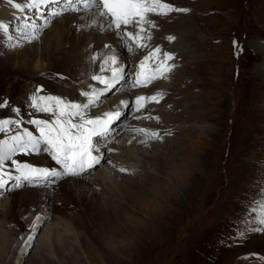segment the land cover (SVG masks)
I'll use <instances>...</instances> for the list:
<instances>
[{
  "label": "rangeland",
  "instance_id": "rangeland-1",
  "mask_svg": "<svg viewBox=\"0 0 264 264\" xmlns=\"http://www.w3.org/2000/svg\"><path fill=\"white\" fill-rule=\"evenodd\" d=\"M1 1L8 5L7 0ZM79 3L77 1V7L82 10L65 8V12L55 19L42 6L33 8L36 27L29 21L26 25L20 19L25 31L20 27L12 31L15 42L12 44L10 40V46L6 40L0 42V105H3L0 106V120L20 122V127L10 124L7 131L0 132V140L14 132L22 133L25 128L34 132L29 123L30 116L24 115L25 104L22 103L42 97L47 91L44 86L45 90L38 96L37 83H30L19 76L20 72H15L13 68L16 67L10 65V54L11 57L17 54L24 57L27 51L33 50L35 63L40 62L44 71L50 72L45 78L55 84L71 83L65 82V78L70 80L69 77L64 78L69 69H57L59 60L54 54L45 60L41 59V54L46 36L57 32L54 30L56 23L71 15L89 12L83 9V3L82 6ZM189 4L191 6H185L188 11L170 12L157 23L162 30L160 33L175 31L172 40L182 47L179 52L171 50V46L166 50L159 45L162 51L166 50L160 52L161 55L169 49L173 52L169 65L173 67L163 74L169 75L163 76L164 84L162 78L153 82L155 88L164 86L165 95L162 93L158 103L147 105L145 117H136V108L131 106L133 116L124 121L125 127H120L118 134L106 143L99 144L108 150L107 155L100 158L97 169L86 175H81L84 172L71 175L83 180L94 178V172L106 168L110 155L122 154L124 157L128 146L123 141L124 136L131 134L129 129H134L129 124L138 118L140 124H136L144 125L147 130L145 139L152 132L161 137L151 136L147 140L152 146L160 145L155 147V152H161V155L157 158L156 154L145 153L150 157H144V169L139 167L142 182L128 184L131 190L134 188L133 194L125 189L115 199L107 197L109 203L102 199L104 197L99 198L89 186L86 198L91 207L96 210L99 199L106 207L102 213H92L88 225L78 223V212L68 216L49 212L39 226L40 221L33 222L42 214L38 207L35 213H40L39 217H33L26 225L0 216V264H32L34 256H40L39 245L43 242L47 246L42 251L40 264H264V230L260 232V228L264 229L261 223L264 212H260L264 210V202L255 205L264 195V116L261 117L264 104V5L260 0H192ZM11 6L15 13L16 8ZM0 18H3L1 13ZM184 24L192 26L188 40L179 33L184 32ZM160 36L157 35L155 43L165 38V35ZM15 44H18L16 48ZM137 59L138 50L127 60L126 67L130 66L127 73L130 74V68L138 64ZM54 67L56 75L51 73ZM256 104L261 107L259 110H255ZM31 107L27 110H32ZM155 107L159 109L156 111ZM153 111L157 112L156 116L152 115ZM98 142L92 144L98 146ZM132 144L129 149L133 150ZM148 161L150 164L146 163ZM61 166L59 168L63 170ZM150 168L155 170L151 176L153 181L144 179L148 178L146 172H150ZM125 172L120 173L131 178L141 174L130 167ZM1 180L4 186L0 187V204L3 208L17 190L35 193L48 188L53 196L57 192L51 189L54 184L42 183L37 178L26 184L12 178L4 181L0 175ZM117 185L120 191L126 186L123 180L114 185L115 189ZM13 187L17 190L10 193ZM36 194L38 199L42 197ZM3 208L0 207V215ZM252 253L259 258L250 255Z\"/></svg>",
  "mask_w": 264,
  "mask_h": 264
},
{
  "label": "bare ground",
  "instance_id": "bare-ground-1",
  "mask_svg": "<svg viewBox=\"0 0 264 264\" xmlns=\"http://www.w3.org/2000/svg\"><path fill=\"white\" fill-rule=\"evenodd\" d=\"M7 1H8V5L4 4L0 0V13L3 15V18L1 19L2 21L0 20V22H4L5 19H8L7 17L5 18L6 15L14 13V12H12L13 10H12L11 4H9V0H7ZM12 1H14V0H12ZM18 1H20V0H18ZM56 1L57 0H50L49 4L47 3L45 5L46 8H48L49 5H53L54 3H56ZM166 1H169V3H174L176 1L177 3L173 4V6L175 8H177L178 6H182V7L191 6L189 4L190 2L188 0H166ZM229 1H232V0H229ZM263 1L261 2V0H260V3L262 5H264ZM24 2H25V0L20 1L22 6H23ZM56 5H57V3H56ZM192 6L196 8L195 4H193ZM65 8L69 9V7H62V8L57 10V13H60V14L64 13L66 10ZM260 9H262V8H260ZM32 10H30V11L33 13ZM98 11H99L98 9H95V8L90 9L89 8V12L83 11V12L78 13L76 15H73V16L71 15L65 19H62L63 21L60 20L58 23H56L57 25L54 28L55 31L57 29V32L54 35H47L46 38L44 37L46 39V43H44V38L42 39V43H44V51L41 54V59H43V60L49 59L54 54L55 55L54 58L59 60V64H58L57 69L65 68V67L69 69L68 72L65 73V76L69 77V79H70V80H68V82H71V83H67L68 85L63 84V82L62 83L58 82V84L57 83L55 84L54 82H50V80L45 78L47 76L46 74L49 72V70L47 69L44 71L43 66L40 62L35 63V61H34L35 55H34V52H32L33 50L27 51V54L24 57L22 54L21 55L17 54L16 56L11 57V54H10V61H11L10 65L16 67L13 69L15 70V72H18V73L20 72L19 76H21L23 79L29 81L30 83L34 82V83L43 84V86H46L47 90H49V94H47L46 96L60 97V98L64 99L66 102H72V103L85 105V104H88L89 98L83 95V93H82L83 90H86V91L97 90V91L102 92V95H100L99 100L96 102L95 106H89L86 109V118L103 117L104 113L117 112V111H119L121 113V116L119 119L114 120L108 126L109 130H108L107 135H97V136H93V138H92V142L93 141H99L97 143L98 146H94L95 144L93 145L94 149H98V151H93L92 154L94 156H99L101 158V157L107 155L106 152L108 149L106 150L104 148L105 145L100 146L99 144L100 143L104 144V142L106 143L107 140L111 139L115 134H118L120 127H125L124 121H126L127 118L132 115L131 114L132 113L131 106L133 105L134 108H136V111H137V113H135L136 117L137 116L145 117L146 114L148 113L146 110L147 105L149 106L151 104L156 103L155 101H151V100H147V99L144 101H140V104L143 105V107H140L139 110H137L138 106H137L136 97H138V96L152 97V96H156L159 93V95L157 96V100H158L159 97L162 95V93H164L163 92L164 86H162V87L156 86L157 88H155L153 85H151V83H149L146 87L137 86L136 80L138 78V73L140 74L139 79L141 81H143L149 75L159 76L160 71H158V69H161L162 62L164 64V66L167 67L171 64V61H172V59L166 60L165 56L161 55L162 52L166 51L167 47H170V46H171L170 47L171 50H175V51L180 52V49L182 47H181V44L178 43V45H176L174 43L175 42L174 40L168 39V37H172L173 33L175 34V31L166 30V32L164 31L163 33H160L162 30L157 24L159 22V19H160L159 17H156V18L152 17V16L149 17L150 19L154 20L155 24H157V25H156V27H152L151 25H147V24L144 26L146 31L142 32L140 34L139 42L142 44H145L146 47H138L136 40L130 39V38L126 37V35H123V33L127 32V31H131V32L135 33L137 31V28H135L133 26H127V27L122 26L121 30H115L114 28H109V21L107 19H105L104 17H100L98 15ZM21 12L22 11H18V9H15L16 15L21 13ZM60 14L54 15V18L59 17ZM33 19H34V17H33ZM183 19H187V18L184 17ZM93 21H95V23H93ZM163 23H164V21L161 24H163ZM188 25L189 24H184V26H183L184 32H179L183 36V38H185V40L190 39V36L188 35V33H191V31H192V30H190L192 28V26L187 27ZM163 30H164V28H163ZM151 31L154 33L155 36L156 35L159 36V34H161V36L165 35L164 36L165 38L163 40H159L158 43H155V40H150L151 38L152 39L155 38V37H151V35H152ZM178 36H177V38H178ZM26 39H28V38H25L24 40H26ZM178 39H180V38H178ZM3 41L4 40H0V42H3ZM176 42H178V40ZM161 44L163 45V47H166V50L164 48L163 51L161 50V54L159 53V54H155V55L150 56V54L153 53L156 48H160L159 45L162 46ZM170 49H169L168 53L171 54V56H172L173 52ZM137 50L139 52V60L137 59L138 64H137V67L136 66L131 67L130 74H129V73H127L128 68L126 67V63H127L128 58L133 56ZM182 53H184V52L182 51ZM185 54H187V53L185 52ZM187 55H189V54H187ZM57 56H60L61 59L58 58ZM62 56H65V57L62 58ZM112 56H114L116 58V63L105 64L104 61L108 57H112ZM149 56H150V58L147 61H145V57H149ZM31 57H33V58H31ZM39 61H40V59H39ZM142 61H144V68L143 69H141V62ZM173 61H175V60H173ZM178 61H180V60H178ZM101 66H103L105 71H103V72L101 71ZM55 67L52 68L53 72H51V73H54L56 75V72H54V71H56ZM112 68L122 69L123 70L122 71V77L123 78L120 79L119 81H117L115 86L111 90H106V86L104 84H101L98 81L92 79L93 76H97V75L111 79V69ZM43 71H44V73H43ZM15 75H17V74H15ZM125 76H126V78H125ZM129 76H130V79L127 78ZM165 76L167 77L169 75H165ZM153 80H156V79H153ZM162 80H163V78H162ZM72 82L76 83L77 85L72 84ZM163 82H164V80L162 81V83ZM181 82H182V80H181ZM30 83H29V85H30ZM177 87L179 88V86H177ZM164 95H165V93H164ZM122 101L127 102V106H125V104L122 103ZM36 103L41 105V106H44L46 104H51L52 102L36 99ZM22 104H25L24 108L21 107L24 111V115H29L30 116L29 119H31V120L32 119H49L50 120L53 118L50 113L41 112L34 106H33V109L31 111L27 110V107H29V106L31 107L33 105V101H26L25 103H22ZM156 105H153V107ZM158 107L157 108L155 107L156 111H157V109H159ZM260 108L261 107L258 106L257 104L255 105V110H259ZM149 109L154 110L153 108H149ZM156 111L152 112L153 116L157 115ZM263 111H264V104H262L261 117L264 116ZM167 118H169V116ZM137 120H138V118H137ZM137 120H132L130 122L131 124H129V126H132V129H134V130L129 129L131 134L124 136L125 140H123V141H126V144H128L126 152H125V156H124L125 158L122 157L123 156L122 154L121 155L120 154H117V155H110L109 154L111 156L110 157L111 159L109 160L108 164L106 165V168L104 170L101 169L100 171L94 172L93 173L94 178L86 179L87 181L80 179L79 177L78 178L72 177L74 175L69 176L70 174H67L66 170L62 166L61 167L63 168V170L61 168H59V166L61 164L58 163L57 160L53 159L52 153L49 151V149L47 147H44L43 144L40 145V150H38V151H31L29 149V151H27V152H23V151L17 152L12 157V160L16 161L17 163H12V161H5L3 170H2V172H0V175L3 177V180L4 181H10V179L14 177L17 181H23L24 178H26V180L32 181L34 178H37L42 183L54 184L52 186L53 188H51V189L53 191L55 190L57 192H56V195L53 196V195H51L50 190L48 188H45L44 190H42L40 192L35 191V193H34L33 191H28L25 193V191H24V193H23V192L17 190L16 189L17 187H15V188L13 187L12 189H10V193L13 189H14V191L15 190H17V191L16 192L13 191L14 193H12V195L9 197L10 200L8 199L7 205H4L5 206L4 208H3V205L0 204V207L4 209L3 214L0 216L4 217L5 220L11 221V222L17 221L18 223H20L22 225H26V223H29L31 221V219H33V217H39L37 215L40 213H38V214L35 213V209L38 207L39 212H42V214L40 215V218L38 220L37 219L35 220V218H34L33 222L37 223V221H40L39 226L44 222L43 216L49 212H51L52 214H55L57 216L64 215V214H66L68 216V214H70L71 212H78V215H77L78 223L80 224V222H82V223H85L88 225L87 221L92 218V216H91V215H93L92 213H95V215L98 212L102 213L103 211H105V207H106V205L105 206L102 205L103 201L100 199L98 200V206L97 207L95 206L96 210H94V208L91 207V204L87 201L88 199L86 198V196H88V193H89L88 192L89 186L91 187V189L93 191H96L95 194H98V197L99 196L104 197L102 199L107 201L108 203H109V201H108L107 197L115 199V196L116 197L121 196V192L125 191V189H126L125 192L133 194L134 188H133V190H131V188H130L131 185L128 186V184L130 183V184L135 185V184H137L136 182H142V179H139V178H142V172H140L139 167L140 168L142 167V169L145 168L146 165H144L145 163H144L143 159L150 157L149 155H147L148 154L147 152H150L151 155L156 154L157 158L159 157V155H161V152H155V147H160V145L152 146V144H151L152 142L148 143L147 140L151 137V135H150V137H148V139H145L146 134H147V130H146V133L137 131L138 129H145L144 125H137L136 124ZM141 120H143V119L141 118ZM146 120H148V119L145 118V121ZM157 120H155V121H157ZM74 122H77V121L74 119ZM149 122H151V121L149 120ZM166 122H168V121H166ZM141 123H142V121H141ZM138 124H140V123H138ZM33 127H34V132L32 131L33 134L38 136L39 132H38L36 126L33 125ZM14 134H16V132L9 134L8 136H4L3 139H6L7 137L14 135ZM168 135H170V134H168ZM104 139H106V140H104ZM132 142H133L132 146L135 148L133 150L129 149V148H131L130 143H132ZM146 146H149V147H146ZM113 147H115V146H113ZM138 153H140V155H138ZM145 153H147V154H145ZM27 162L29 163V165H27ZM146 163L150 164L149 161ZM25 165L29 166V168H25L24 167ZM97 165L98 164H94L91 168H88L87 165H85L84 170L82 172H80V174L83 172L86 173L88 170H92V169L96 168ZM257 166L255 165V167H257ZM129 167H130V169L131 168L138 169L141 174L135 178H131L130 176H127V174L123 176L124 173L121 175L120 169L123 168L127 172ZM153 168H150L151 169L150 172L149 171L146 172L148 174L147 175L148 178L144 177L145 180L147 179L149 181H153V179L151 178V176L155 173V170ZM29 169H35L37 171L32 172ZM42 170H47V174L46 175L42 174ZM51 173H55V175H51ZM113 174H115V175H113ZM70 178H72V179H70ZM121 180H123V183L126 184V186H124L126 188L123 187L122 190L120 191L119 190L120 186L117 185V187L115 189L114 185L116 183L118 184V182L120 183ZM48 186H50V185H48ZM95 187H101V188L98 190ZM18 192H21V193H18ZM36 193L41 194L42 197H39V199H38V196ZM123 194H124V192L122 193V195ZM41 195H39V196H41ZM260 202H264V199L261 198ZM91 203H93V202H91ZM96 203H97V201H96ZM42 207L43 208L48 207V209H42ZM104 215L105 214H102V216H104ZM46 246H47L46 242L45 243L43 242L42 244L39 245V248L41 249V254L38 258L36 256H34L35 259L32 262V264H40L41 258H42V251L45 249ZM25 250H27V247L25 248ZM37 253H35V254H37ZM12 260H13V258H12ZM15 263L16 262H9V264H15Z\"/></svg>",
  "mask_w": 264,
  "mask_h": 264
},
{
  "label": "snow or ice",
  "instance_id": "snow-or-ice-1",
  "mask_svg": "<svg viewBox=\"0 0 264 264\" xmlns=\"http://www.w3.org/2000/svg\"><path fill=\"white\" fill-rule=\"evenodd\" d=\"M9 2H12V0H9ZM49 2L50 0H25L23 6L21 3H15L14 7L23 12L27 8H39ZM80 2L83 3L85 8L98 9V15L109 21V28H114L115 30H121L122 26H133L137 28L135 33L127 31L123 35L136 40L138 47H146L145 44L139 42L140 34L146 31L144 26L146 24L152 27L156 26L154 20L149 18L150 16L167 15L172 11H188V9L175 8L172 4L166 2V0H80ZM67 3L74 5L76 4V0H67ZM71 10L78 11L79 8L73 7ZM59 14L57 13V15ZM9 27V25L0 22V32L7 33ZM168 39L172 40L174 37H168ZM160 52L161 49L156 48L150 56L159 54ZM150 56L145 57V61ZM164 56L166 60L173 58L169 53H164ZM104 63L114 64L116 63V58L114 56L108 57ZM172 67H165L162 62L161 69H158L160 75H149L143 81L139 79L140 74L138 73L136 85L146 87L153 79L163 78L164 72L171 71ZM143 68L144 61L141 62V69ZM101 71H105L103 66H101ZM122 71L119 68H112L111 79L99 75L93 76L92 79L104 84L106 90H111L116 82L123 78ZM83 95L89 98L88 104L81 105L66 102L60 97L42 96L39 97L40 100L51 101L52 103L41 106L36 103L37 98L33 97V106L41 112L50 113L53 118L50 120L32 119L29 121V123L36 126L39 132L38 136L25 128L22 133L17 132L6 139L0 140V172L3 170L5 161L17 163L12 160V157L17 152H27L29 149L31 151H38L40 150L41 144L49 149L53 155V159L57 160L64 167L67 174L79 175L84 170L85 165L91 168L94 164H98L100 157L92 154L93 151H98V149H94L93 147L92 138L97 135H107L109 130L108 126L114 120L119 119L121 113L119 111L107 112L103 114V117L86 118V109L89 106H95L102 92L93 90V92H85ZM158 95L159 93L152 97H136L137 110L143 107L140 101L147 99L158 103ZM4 103L6 104L7 102L5 101ZM122 103L127 106V102L122 101ZM74 119L77 122H74ZM10 124H15L17 127H20L19 121L0 120V132L7 131V126ZM137 131L146 133L145 129H138ZM151 136L161 138L159 133L155 132L151 133ZM24 167L29 168L27 165ZM29 170L32 172L37 171L35 169ZM120 171H125V169L122 168ZM42 174L46 175L47 170H42ZM3 186V182L0 181V187ZM261 223L264 224V219L261 220Z\"/></svg>",
  "mask_w": 264,
  "mask_h": 264
}]
</instances>
